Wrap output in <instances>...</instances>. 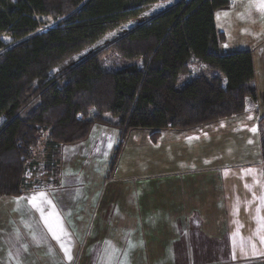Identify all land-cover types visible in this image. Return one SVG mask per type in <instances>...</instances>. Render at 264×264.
<instances>
[{"label": "trees", "instance_id": "1", "mask_svg": "<svg viewBox=\"0 0 264 264\" xmlns=\"http://www.w3.org/2000/svg\"><path fill=\"white\" fill-rule=\"evenodd\" d=\"M231 2L0 0V197L23 195L47 131L55 173L60 150L85 143L107 114L122 141L132 130L155 140L244 114L258 96L253 55L222 54L215 24ZM107 55L124 64L106 68ZM193 56L207 72L178 87ZM260 128L264 164V118Z\"/></svg>", "mask_w": 264, "mask_h": 264}, {"label": "crops", "instance_id": "2", "mask_svg": "<svg viewBox=\"0 0 264 264\" xmlns=\"http://www.w3.org/2000/svg\"><path fill=\"white\" fill-rule=\"evenodd\" d=\"M252 3L223 8L239 5L235 26L219 31L220 52H252L257 100H247L244 114L164 130L155 140L131 132L122 141L117 128L96 125L85 143L60 150L50 166L57 173L47 164L53 151L41 143L30 173L38 169L45 183L37 175L25 183L35 192L0 197L4 222L23 206L32 213L28 226L39 227L28 239L42 237L37 250L47 256L26 262L25 246L17 255L23 264H264V14ZM221 136V159L211 164V139Z\"/></svg>", "mask_w": 264, "mask_h": 264}, {"label": "rangeland", "instance_id": "3", "mask_svg": "<svg viewBox=\"0 0 264 264\" xmlns=\"http://www.w3.org/2000/svg\"><path fill=\"white\" fill-rule=\"evenodd\" d=\"M238 6H239L238 4L237 5L233 4L230 8L222 9V10H219L216 12L215 24H216V28L218 31H220L226 27H234L235 26L234 11L236 10V8ZM46 22H47L45 24L46 27L49 24L54 23L53 20H50V21L47 20ZM5 40L9 41L10 39L5 37ZM223 49H224V52L229 51V50H227L226 45L223 46ZM103 58H104L103 59L104 66L106 68H118L119 66H122L124 64V62L121 61L115 55H107ZM191 59H192L191 63H193L192 69L190 70L189 74L183 75L181 77L180 82L178 83V87H182L189 80H191L197 76L206 74V72H207V69L202 62H200L194 56ZM91 114H92V116L95 115V111H92ZM105 118L108 120L109 123L108 122L107 123L109 126H110V122L116 121L115 119L111 118L110 114H107V116ZM48 132L49 131H47V133ZM131 132H135V134H141L142 136H147V138H149V136L152 137V135L154 134V131L149 130V129H141V130L137 129V130H132ZM47 133H43L41 136L39 147L35 151L36 152V160H38L37 158H40L43 154L41 152V149H39V148L41 146V143H43V144L47 143ZM135 134L131 135L127 138L128 144L130 143V141L133 140ZM208 139L209 138H204V140L206 142L209 141ZM211 140H213L217 143L215 145V142H211L213 152H212V155L209 157V163L212 164V163L218 162L221 159L219 157V155H220L219 148H222L223 141H222V136L218 139L219 141H217L216 139H211ZM230 141H232V139ZM219 142H220V144H219ZM226 146L227 147L230 146L229 145V139H227V141H226ZM38 150H40V151H38ZM198 159H200V158H197V160ZM122 164H124V162H122ZM189 164H194V163L191 162ZM98 169H99L98 173H101L102 167H98ZM31 170H32V168L30 170H28L27 175L30 173ZM55 173H57V172H55ZM27 175H26V180L31 181V184H32V182L35 181V178L37 175L40 176L39 182L43 183L44 179H45L43 177V173H41L38 169L34 170L28 176ZM49 179L50 180L52 179L53 181L58 180V179L51 177V176L49 177ZM50 183H52V181H50ZM26 184H28V182H26ZM23 190L27 195H29L30 192H35V191H33L34 188L33 189L32 188L31 189L26 188V185H25ZM36 191H42V190L37 189ZM31 202H32V200H31ZM29 210L30 209L28 207L26 209H24L22 206L21 210H17V208L15 209L14 214H13L14 218H10L6 222H4L5 218H0V264H23V260L20 258H17V255L24 253L26 251L25 246L27 247V257L25 260L26 262L32 261V260L44 262V258L47 256V254H46V252H43L42 250H37V249H41L42 246H36V244H38L39 242L42 241V237L40 236L41 239L38 240L39 242H35V243L33 242V241H36L35 238L34 239L31 238L30 239L31 242L28 239V235L30 234V232H31V235H33L32 230L39 228L36 223H33L31 227L28 226L30 224L31 218H32L29 216V214H32V213H29ZM12 222H16V226L13 225ZM32 245H34V249L31 248Z\"/></svg>", "mask_w": 264, "mask_h": 264}, {"label": "snow or ice", "instance_id": "4", "mask_svg": "<svg viewBox=\"0 0 264 264\" xmlns=\"http://www.w3.org/2000/svg\"><path fill=\"white\" fill-rule=\"evenodd\" d=\"M257 7L259 11H261L262 14H264V0H253V3L249 5V7ZM35 201V198H33ZM71 257L69 256V259Z\"/></svg>", "mask_w": 264, "mask_h": 264}, {"label": "built area", "instance_id": "5", "mask_svg": "<svg viewBox=\"0 0 264 264\" xmlns=\"http://www.w3.org/2000/svg\"><path fill=\"white\" fill-rule=\"evenodd\" d=\"M231 1H242V0H231Z\"/></svg>", "mask_w": 264, "mask_h": 264}]
</instances>
